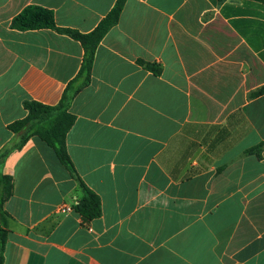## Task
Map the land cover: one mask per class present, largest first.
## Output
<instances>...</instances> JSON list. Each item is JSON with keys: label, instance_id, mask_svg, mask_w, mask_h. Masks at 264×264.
<instances>
[{"label": "crops", "instance_id": "obj_1", "mask_svg": "<svg viewBox=\"0 0 264 264\" xmlns=\"http://www.w3.org/2000/svg\"><path fill=\"white\" fill-rule=\"evenodd\" d=\"M117 2L0 0V175L13 183L3 264H264V146L246 153L264 144V3L127 0L69 110L74 170L40 137L14 149L25 102L59 105L85 53L14 19L36 6L89 34ZM80 180L101 201L89 222Z\"/></svg>", "mask_w": 264, "mask_h": 264}, {"label": "trees", "instance_id": "obj_2", "mask_svg": "<svg viewBox=\"0 0 264 264\" xmlns=\"http://www.w3.org/2000/svg\"><path fill=\"white\" fill-rule=\"evenodd\" d=\"M224 2L226 0H219ZM264 3V0H254ZM127 0H118L114 9L101 21L98 27L89 34H82L76 30L62 29L57 27L53 12L41 7L29 6L13 21V28L21 31L51 29L58 33L66 34L76 41L82 43L84 47V57L81 70L72 82L66 88L63 98L59 105L50 107L35 101L25 102V109L28 116L20 121L10 125V130L18 134L20 143L14 149L21 148L32 137H40L49 146L56 150L60 162L70 170H74V165L70 159L66 147V137L68 132L75 124L76 117L69 110L73 100L82 92L91 82L92 69L96 50L108 32L116 26L123 12ZM148 69L160 74L161 69L152 65L145 64ZM264 94V88L255 93V96ZM264 144L248 150L247 154H260ZM11 150L3 153V158L10 154ZM81 187L85 190V196L76 206L77 212L82 218L89 222L97 219L102 215L101 201L98 195L91 191L80 180ZM13 194L12 179L0 175V264L4 262L5 247L9 235L10 216L5 211V203Z\"/></svg>", "mask_w": 264, "mask_h": 264}, {"label": "built area", "instance_id": "obj_3", "mask_svg": "<svg viewBox=\"0 0 264 264\" xmlns=\"http://www.w3.org/2000/svg\"><path fill=\"white\" fill-rule=\"evenodd\" d=\"M62 213H70V212H73L74 209L70 206H67V205H62L59 209Z\"/></svg>", "mask_w": 264, "mask_h": 264}]
</instances>
